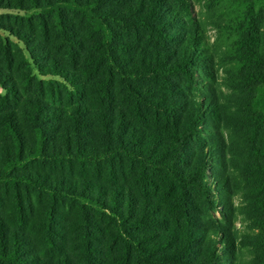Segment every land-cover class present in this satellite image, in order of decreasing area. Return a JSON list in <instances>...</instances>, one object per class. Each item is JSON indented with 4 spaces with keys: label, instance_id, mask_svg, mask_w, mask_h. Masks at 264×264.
<instances>
[{
    "label": "trees",
    "instance_id": "16d2710c",
    "mask_svg": "<svg viewBox=\"0 0 264 264\" xmlns=\"http://www.w3.org/2000/svg\"><path fill=\"white\" fill-rule=\"evenodd\" d=\"M0 264H264V0H0Z\"/></svg>",
    "mask_w": 264,
    "mask_h": 264
},
{
    "label": "rangeland",
    "instance_id": "374dc122",
    "mask_svg": "<svg viewBox=\"0 0 264 264\" xmlns=\"http://www.w3.org/2000/svg\"><path fill=\"white\" fill-rule=\"evenodd\" d=\"M200 11H201V8L198 7V6H195V13H196V15H198V13ZM210 36H211L212 40H214L215 33L214 32H210Z\"/></svg>",
    "mask_w": 264,
    "mask_h": 264
}]
</instances>
